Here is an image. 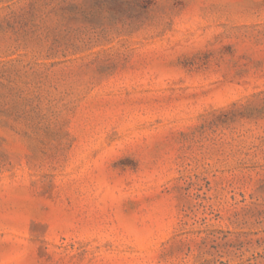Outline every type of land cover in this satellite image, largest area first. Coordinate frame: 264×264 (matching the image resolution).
I'll return each instance as SVG.
<instances>
[{
	"label": "rangeland",
	"instance_id": "374dc122",
	"mask_svg": "<svg viewBox=\"0 0 264 264\" xmlns=\"http://www.w3.org/2000/svg\"><path fill=\"white\" fill-rule=\"evenodd\" d=\"M0 264H264V0H0Z\"/></svg>",
	"mask_w": 264,
	"mask_h": 264
}]
</instances>
